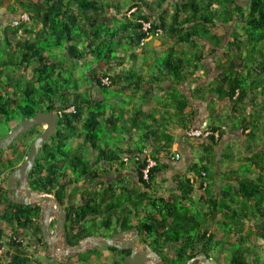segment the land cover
<instances>
[{
    "label": "trees",
    "instance_id": "trees-1",
    "mask_svg": "<svg viewBox=\"0 0 264 264\" xmlns=\"http://www.w3.org/2000/svg\"><path fill=\"white\" fill-rule=\"evenodd\" d=\"M241 1L0 0V10L6 8L18 14V19L21 14L30 18L16 26L9 24L3 30L0 27V127L10 124L13 129L41 111L60 112L58 129L45 143L29 185L36 192L54 196L61 205L66 204L69 194L82 195V204H70L66 208L68 234L81 228L72 245H77L82 237L91 236V231L99 226L107 230L115 225L122 229L135 226L141 234L153 239L158 251L167 250L166 264H186L203 252L221 262L217 254L224 251L230 252L225 264H264V0H245L246 4ZM145 22L151 24L148 31L143 29ZM21 31L24 35L18 37ZM161 35L193 44L196 36L210 35L216 50L224 46L226 36L230 35L224 53L230 66L220 65L225 70L217 78L219 83L214 92L230 99L236 107L248 104L256 107V114L250 118L244 116L241 128L251 130L250 139L257 145L248 159L250 170L247 166L241 169L249 170L250 177L240 176L235 170L232 184L220 193L210 187L207 166L194 167L201 178L200 185H194L192 178L179 180L178 191L165 197H150L140 189H119L107 180L116 165L122 167L127 163L122 155L133 151L103 140L106 132L112 135L121 127L129 134L134 131L139 135V152L132 157L139 181L147 190L152 189L160 168L157 164L149 180L144 179L148 154L142 144L150 145L154 140L155 160L161 151L171 153L174 137L158 128L159 120L154 122L141 111L125 119L124 107L118 110L112 107L113 101L124 97L123 93L137 97L139 91L145 90L143 98H153L150 83L162 86L167 80L181 81L199 70L204 50L196 53L194 59L176 53L159 59L156 63L161 62V71L154 70V79L147 83L137 70L115 71L114 61L120 59L117 48H136ZM86 60L92 64L88 74L92 85L84 93L70 84L73 72L66 66L67 61ZM188 67L193 71L186 72ZM105 78L111 80L110 86L103 83ZM141 83L147 88L141 89ZM115 88H120L121 93L112 94ZM96 89L102 94L101 100L92 98L91 90ZM177 92V89L168 92L162 110L169 117L174 113L172 117H179L186 124L189 102L181 101ZM71 108L74 111L68 112ZM16 117L20 120L12 125ZM205 128L213 132L206 139L214 144L226 130L218 126ZM34 129L10 148L0 149V202H4L13 233L18 235L22 230L20 235L25 237V242L26 238L41 233L37 226L41 207L21 206L11 201L7 181L26 159L32 143L25 139L32 136ZM187 129L189 137L188 131L196 128ZM74 139H78L77 145L71 142ZM162 141H166L165 146L161 145ZM83 148L90 152L88 156L82 152ZM204 182L208 184L205 189ZM195 191L200 192V202L206 206L198 212H192L191 208V195ZM140 207H143L141 211ZM12 246L13 253L8 258L0 257V264H40L34 250L29 253L24 244L16 242ZM92 253L79 256L85 258Z\"/></svg>",
    "mask_w": 264,
    "mask_h": 264
},
{
    "label": "crops",
    "instance_id": "crops-1",
    "mask_svg": "<svg viewBox=\"0 0 264 264\" xmlns=\"http://www.w3.org/2000/svg\"><path fill=\"white\" fill-rule=\"evenodd\" d=\"M132 12L128 15L130 16ZM209 36L198 35L194 38L195 44H193L192 42L180 43L178 38L161 35L151 37L146 42H143L141 46L129 48L130 50L117 48L120 50L118 52L120 59L114 61L115 71L137 70L138 74L144 76L146 83L154 79L152 77L154 70L155 72L161 71V67H159L161 62L156 63L159 59L161 61L163 57L171 53L181 54L185 59H194L196 53H199L201 50L205 52V57L195 74L188 75L181 81L175 79H172V81L167 80V82L162 83V86L161 84L150 83L153 89L151 93L155 94L153 98H143L146 91L142 90L139 91L137 97L127 92L123 93L124 97L121 100L113 101L112 107H115L117 110L122 107L125 108V119L141 111L154 122L155 120H159L161 126L157 127L174 137L171 153L167 155V153L165 154L164 151H161L157 155L156 160L152 156V150L156 147L154 146V140H152L153 145L142 144V149L148 150L149 155L151 152L150 157L152 156L156 163L158 162L157 164L160 168V172L153 182L152 189L147 190L139 181L135 159L132 157L139 152V135L134 131L132 134H129L124 128L120 127L118 133L121 138L118 142L112 143L114 147L119 146L121 149L133 151V153L122 155V159L126 160L127 163L122 167L116 165L114 171L107 175V180L113 181L119 189L123 187L128 188L129 191L140 189L142 192H147L150 197H165L178 191L179 180L188 178L201 179L194 170L196 165L208 167L211 177L210 187L216 193H220L222 188L232 184L233 181L231 182V179L235 177L233 173L235 170L239 171L240 176L246 175L250 177L251 162L248 159L253 156V152L251 153V151L256 148L257 144L250 139L251 130H244L241 128V125L244 116L250 118L251 115L256 114V107L249 104L244 107H236L230 99L221 97L218 93L214 92L219 83L218 79L225 70L224 68L221 69L220 65L230 66L228 59L224 56L230 35L226 36L224 46L218 50L215 49L214 42L209 40ZM214 50L216 51L215 53ZM151 69L153 70L151 71ZM192 71L193 68L188 67L186 72L190 73ZM140 87L141 89L147 88L142 83ZM171 89H177L181 101L186 99L189 102V107L185 110L186 124L179 117H172L174 113L169 117L166 111L162 110L166 107L163 102L166 101L168 92ZM111 93L118 95L121 93V89L115 88ZM91 94L93 100L102 99V94L97 89L91 90ZM152 113L155 114V116L153 115L154 117L151 116ZM211 126L224 127L226 129L221 139L217 140V144H214L210 139H192L186 136L187 128ZM257 135L260 136V133H257ZM71 142L74 145L79 143V141L78 143H74L76 142L75 139ZM161 145L165 146L166 141H162ZM159 147L157 150L160 149ZM245 166L249 170L247 172L241 171ZM232 188H234V185ZM200 197L201 194L198 191H195L191 195L193 201L200 202ZM200 203V206L196 208L198 210L206 209L205 204ZM5 210L4 202H0V229L13 231L10 223H8ZM20 233H22V230L18 235ZM26 247L27 252L34 253L33 246L26 245Z\"/></svg>",
    "mask_w": 264,
    "mask_h": 264
},
{
    "label": "water",
    "instance_id": "water-1",
    "mask_svg": "<svg viewBox=\"0 0 264 264\" xmlns=\"http://www.w3.org/2000/svg\"><path fill=\"white\" fill-rule=\"evenodd\" d=\"M60 115L58 110L41 111L31 118H27L17 124L11 131L0 138V149L10 148L21 135L27 134L38 126H44V131L32 142L30 152L19 168L14 170L7 181L8 196L14 203L21 206H32L35 203L41 207L40 223L42 224V233L49 248L47 256L58 252L54 246L58 234L63 238L66 232L65 223L67 221V212L56 198L48 194H40L29 186V178L34 171L39 155L47 141H49L58 129ZM47 126V128H46ZM57 216V226L55 233L51 231L52 216ZM135 234L133 237L132 235ZM139 229L123 231L110 238L92 236L84 239L75 247H69L65 242L67 249L66 255L83 253L88 249L95 248H116L119 251L130 250L132 253L125 257V264H146L149 259H155L149 264H156L161 261L160 253L154 251L150 246L147 251H143L139 245ZM119 241V242H118ZM199 261L200 264H221L216 258L209 257L206 253H199L196 257L189 260L187 264H194Z\"/></svg>",
    "mask_w": 264,
    "mask_h": 264
},
{
    "label": "flooded vegetation",
    "instance_id": "flooded-vegetation-1",
    "mask_svg": "<svg viewBox=\"0 0 264 264\" xmlns=\"http://www.w3.org/2000/svg\"><path fill=\"white\" fill-rule=\"evenodd\" d=\"M43 131L44 130L42 128L39 129L38 127H35L33 134L36 133L35 136L37 138ZM33 141H31L30 143H32ZM29 152H30V150H29ZM76 196H78V201L73 199L75 197L74 194L68 195V199L66 200V204L63 205L65 210H66L67 206L70 204L80 205L83 203L82 195L80 194V195H76ZM37 206H39V205L36 203L34 205H32V207H34V208H36ZM66 212H67V216H68V211L66 210ZM40 214H41V211H40ZM67 221H68V217H67ZM67 221H66L65 225L67 224ZM37 226L40 228L41 233L37 237L30 236V238H26V245L27 246H33L34 251L37 254V257H38L40 264H125V257L132 253V251H130V250L119 251L117 249V251L114 252V251L110 250L111 248L110 249L95 248V249H88L83 253H78V254L72 253V254L66 255L64 253V251H66V249H67L65 242L68 243L69 247H75L80 242H82L84 239L92 237V236L110 238V237H113L120 232L132 230V229H137V228H135V226L128 228V229H122V228H118V226L115 225L116 227H114L112 230H107V229L99 226L97 228H94L91 231L92 232L91 236L80 238L77 245H72V243L76 240L77 236L80 235L81 228H79V230L73 232L72 234H71V232H70V234H68L67 229H66V232L63 234V238H60V234H58V236H57L54 248L58 252L52 254L51 257H48L47 252H48L49 246L43 237L42 224L40 223V215H39V219L37 221ZM56 226H57V216L53 215L52 220H51V231L53 234L55 233ZM85 233H87V231H85L84 234ZM132 236L134 237L135 234H133ZM138 241H139V245L141 246L143 251H147L148 247L150 246L154 251L160 253V255L162 256V259H161V261H159L156 264H166L165 253L167 252V250L165 248L159 249V251H158V247L154 243V241L151 238H149L148 236L143 235L141 233H140V236L138 237ZM113 249H116V248H113ZM91 251L93 253L89 254V256H87L85 258H83L82 256H79V254L90 253ZM161 251L163 252V255L161 254ZM95 254H97V255H95ZM209 257H211V256H209ZM154 260L155 259H153V258L149 259L146 261V264H149V262H151V261L153 262ZM194 264H200V262L195 261Z\"/></svg>",
    "mask_w": 264,
    "mask_h": 264
},
{
    "label": "rangeland",
    "instance_id": "rangeland-1",
    "mask_svg": "<svg viewBox=\"0 0 264 264\" xmlns=\"http://www.w3.org/2000/svg\"><path fill=\"white\" fill-rule=\"evenodd\" d=\"M246 1L245 0H242L241 3L242 4H246L245 3ZM18 14H13V13H10L6 10V8H3L0 10V27H2V30L3 28L7 27L9 24H13L16 26V21H18L19 19L16 18ZM24 33L21 31L20 34L18 35V37H23ZM11 37L14 39L15 36L11 35ZM25 37L27 38H30V39H35L34 36H31V35H25ZM67 64L68 66H66L67 69L71 70L73 72L72 74V81L70 84H72L73 86H75V88L78 90V91H81V92H84V93H87L88 92V88L92 85V81L89 77V73L92 69V64L90 62V60H86V61H81V62H73V61H67ZM66 64V65H67ZM87 91V92H86ZM107 98L109 97L108 95L106 96ZM20 120L19 117H16L15 120L11 123L12 125L16 124L17 121ZM4 128V129H3ZM0 127V136H3V135H6V133L9 131V129H11V126L9 124V126H3ZM40 129V127H38ZM119 130L116 131L114 134L110 135L108 132H106L105 134H107L106 136H103L105 138H103V140H107V141H110V142H113V143H116L119 141V139L121 138V136L119 135ZM36 134V133H35ZM35 134H32L31 137L25 139L27 143H30L31 141H33L36 136ZM24 136H20V138L24 139L23 138ZM18 139V140H19ZM76 142L74 143H78V139H75ZM29 147V146H28ZM8 151V150H7ZM28 152V150H27ZM85 155H89L90 152L87 151V149L83 148V151H82ZM82 186V185H80ZM75 200L78 201V196L75 195V197L73 198ZM192 203V212H198V209L196 208L197 206H200V202L199 201H193L191 202ZM143 207H140L139 210L141 211ZM34 249V248H33ZM101 249V248H100ZM99 249V250H100ZM261 250V249H259ZM218 257H220V263L221 264H225V261L230 258V252L229 251H224V252H219L217 254Z\"/></svg>",
    "mask_w": 264,
    "mask_h": 264
},
{
    "label": "built area",
    "instance_id": "built-area-1",
    "mask_svg": "<svg viewBox=\"0 0 264 264\" xmlns=\"http://www.w3.org/2000/svg\"><path fill=\"white\" fill-rule=\"evenodd\" d=\"M23 19L24 20H29V17L27 15H24L23 16ZM144 27L143 29L145 31H148L150 28H151V24L150 23H143ZM161 32V31H160ZM103 83L107 86H110L111 84V80L109 78H105L103 79ZM74 111V108H71L68 110V112H72ZM213 134V132L210 130V129H207L205 127L203 128H196V129H192L190 131H188L187 135L189 137H193V138H197V137H202V138H209L211 135ZM217 138L219 137L218 135H216ZM146 154H148L147 156V167L146 169L144 170V179L145 180H149V177H150V172L151 170L157 165L156 161L150 157L149 155V151L146 150L145 151ZM177 158H179V156H177ZM137 160H139L137 158ZM206 174L204 173L203 176H205ZM200 179H192V183L194 185H200L199 184V181ZM207 183L204 182V189L207 187ZM13 242H16V243H21V244H25V240L24 238L14 234L12 231H3L2 233L0 232V257H9V255H11L10 253L12 252L13 253Z\"/></svg>",
    "mask_w": 264,
    "mask_h": 264
},
{
    "label": "clouds",
    "instance_id": "clouds-1",
    "mask_svg": "<svg viewBox=\"0 0 264 264\" xmlns=\"http://www.w3.org/2000/svg\"><path fill=\"white\" fill-rule=\"evenodd\" d=\"M24 15H26V14H21V17H20V19L18 20V21H16L15 23H16V25H18V23H20L21 21H30V18H29V20H24L23 19V16ZM28 16V15H27ZM29 17V16H28ZM59 115H60V112H59ZM60 117H61V115H60ZM38 127H40V128H42L43 130H44V126H38ZM46 128H47V126H46ZM157 166V165H156ZM41 194V193H40ZM42 194H44V193H42ZM52 196V195H51ZM54 197V196H53ZM55 198V197H54ZM13 232V231H12ZM20 237H22L23 235H19ZM22 238H24V240H25V237L23 236ZM25 246H26V242H25ZM215 258V257H214Z\"/></svg>",
    "mask_w": 264,
    "mask_h": 264
}]
</instances>
